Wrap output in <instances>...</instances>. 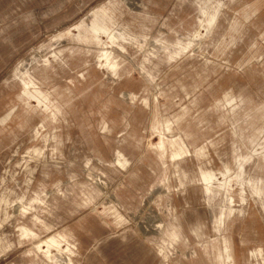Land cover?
Returning a JSON list of instances; mask_svg holds the SVG:
<instances>
[{"label": "rangeland", "instance_id": "rangeland-1", "mask_svg": "<svg viewBox=\"0 0 264 264\" xmlns=\"http://www.w3.org/2000/svg\"><path fill=\"white\" fill-rule=\"evenodd\" d=\"M0 264H264V0H0Z\"/></svg>", "mask_w": 264, "mask_h": 264}, {"label": "crops", "instance_id": "crops-1", "mask_svg": "<svg viewBox=\"0 0 264 264\" xmlns=\"http://www.w3.org/2000/svg\"><path fill=\"white\" fill-rule=\"evenodd\" d=\"M213 19H214V15L211 14L208 17L207 22L210 23L213 21ZM91 32L93 34L105 32V26L103 25L102 18H99L98 20H95L92 22ZM112 67H113V65H112ZM48 243L54 245L57 248V250H59V245L53 239H50Z\"/></svg>", "mask_w": 264, "mask_h": 264}]
</instances>
